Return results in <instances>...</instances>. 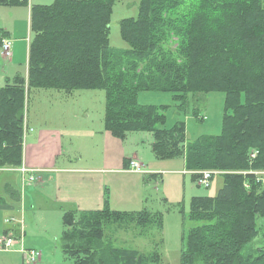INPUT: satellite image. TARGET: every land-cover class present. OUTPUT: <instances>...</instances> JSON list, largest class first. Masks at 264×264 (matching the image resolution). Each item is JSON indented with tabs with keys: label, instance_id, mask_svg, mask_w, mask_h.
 Masks as SVG:
<instances>
[{
	"label": "trees",
	"instance_id": "obj_1",
	"mask_svg": "<svg viewBox=\"0 0 264 264\" xmlns=\"http://www.w3.org/2000/svg\"><path fill=\"white\" fill-rule=\"evenodd\" d=\"M114 2L54 0L30 8L27 85L16 76L0 89V167L21 164L30 90H102L104 129L113 137L150 133L154 157L183 158L193 181L200 171L223 172L215 197L190 199L193 226L181 237L180 264H264V247L256 258L246 254L264 219V184L249 172L264 171V0H140L137 17L119 24L126 50L109 44ZM141 92L172 94L178 114L197 121L205 95L222 93L220 133L189 141L183 121L164 129L167 107L140 106ZM62 224L59 247L71 264H162L156 253L115 247L104 234L108 225L161 232L159 213L66 212Z\"/></svg>",
	"mask_w": 264,
	"mask_h": 264
},
{
	"label": "crops",
	"instance_id": "obj_2",
	"mask_svg": "<svg viewBox=\"0 0 264 264\" xmlns=\"http://www.w3.org/2000/svg\"><path fill=\"white\" fill-rule=\"evenodd\" d=\"M27 2V5L22 8L26 10H24L25 14H23L24 22L21 32L14 31L12 27L13 21L10 24H0V34L9 38L12 42L11 58L5 60L0 57L3 62V66L0 68V89L3 87L5 80L11 81L16 76L24 78L27 85L29 45L32 39L30 8L32 6H44L42 5L44 4L43 1L27 0ZM20 50L24 51L25 54L18 56V54H21ZM21 64L24 65V73L22 74L18 72ZM38 91L62 93L56 94L59 98H61L59 95L66 94L51 89H32L29 93H38ZM88 91L96 90H82L76 91V93H89ZM64 97L62 96V98ZM25 108L26 103L23 129V141L25 143H22L21 164L18 167H0V237L5 234L15 235L17 237L16 245L18 244L15 247L17 252L0 250V264H17L18 262L24 264L21 252L24 248H36L38 250L42 248L36 241L38 237L42 238L36 234L40 231L35 232L31 229L35 224L38 229H41L38 224H42L44 228L45 220L50 222L56 217L62 219L63 214L66 212H96L106 208L116 212H126V210L141 211L146 209L142 206L145 204L143 193L150 186V182H153L152 186L159 185L160 187L157 191L164 196V198L156 197L157 203L166 204L170 199L165 189L166 177L182 176V188L180 187L182 192L183 188H186V176L190 177L193 174V172L186 170L184 159L181 157L164 160L155 158L151 150L152 137L150 134L139 133L146 136H140L142 138L140 139L139 137L136 140V148H132L130 151V148L128 149L125 146V142L130 139L129 134H127L125 139L120 140L104 129V111L99 119L100 126L93 129V131L85 126L89 116L83 117V119L81 117L82 120L78 122L80 129L77 130V133L94 134L97 137V141H99L97 152L94 151L93 161L82 163V159L79 157L78 159L74 158L72 161L66 159L60 162L61 156L65 152L62 145L61 130L45 128L36 131L31 129L29 124H33V122H30L28 118L25 119ZM73 117L76 118L77 116L74 115ZM43 135L50 140L52 148H45L47 144L45 140L44 146H41L40 151L39 141ZM142 152H144L145 156L142 155ZM58 158H60L59 161ZM129 160H137L142 164L146 174L128 171L126 166ZM160 165L161 167H159ZM21 169L32 172L33 180L29 181L27 174L23 173ZM148 177L154 180L147 182L145 179ZM115 179L122 181L126 179L132 180L138 185L141 192L131 199L124 200V205L116 204L108 196L111 190L110 184ZM157 179H159V182ZM194 182L197 184V179ZM191 187V184H189L188 190L193 193ZM193 194L189 196L190 199L198 197ZM42 204H46V209L41 206Z\"/></svg>",
	"mask_w": 264,
	"mask_h": 264
},
{
	"label": "rangeland",
	"instance_id": "obj_3",
	"mask_svg": "<svg viewBox=\"0 0 264 264\" xmlns=\"http://www.w3.org/2000/svg\"><path fill=\"white\" fill-rule=\"evenodd\" d=\"M37 1H43L44 4L42 5L49 6L54 0ZM139 2L140 0H115L112 6L108 33L111 48L115 50H126L128 48V45L122 40L119 24L123 19H134L137 17ZM22 8H24V6L16 8L0 7V24H10L13 21L14 24H12V27L14 31L21 32L24 22L23 14H25L24 10H26ZM13 13L15 14L12 15ZM20 53L21 54H18V56L25 54L22 50H20ZM2 63V59L0 58V68L3 66ZM18 72L21 74L24 73L23 64H21V68ZM88 92L89 93L75 92L71 95H59L61 97L59 98L56 94L62 93L38 91V93L30 92L28 99H26L25 119L28 118L30 122H33V124H29L31 129H35L36 131L45 128L57 131L61 130L63 137L62 145L65 152L61 156V160L58 158L60 162L66 159L72 161L74 158L78 159L80 157L82 163H89L94 159V151L97 152L96 149L99 147V141H97L96 135L82 132L81 134L77 133V130L80 129L79 120H82L83 117L86 116H89L88 121L85 123L87 129L93 131V129L100 126L99 119L102 117V112L105 107L103 91L96 90ZM62 96L65 97L62 98ZM223 99L224 95L218 92L205 95L197 106L200 108L202 121L194 120L193 116L190 115H187L186 118L178 114L176 108L178 103L175 101V97L170 93L141 92L138 95L137 103L140 106L167 107L164 112L166 117L164 129H172L177 121H183L186 139L192 141L200 136L218 135L220 133L223 115ZM74 115L77 117L74 118ZM139 133L150 134L148 132L128 133L130 139L125 142V146L128 149L130 148V151L132 148H136L135 143L140 136H146ZM126 136L123 139H125ZM141 138L142 137H140V139ZM45 140L47 141L45 148H52L50 140L43 135L39 141L40 151L41 146H44ZM23 142L25 143V141ZM142 155L145 156L144 152H142ZM40 163L42 162L40 161ZM159 167H161V165ZM214 172L215 175H213V179L208 188L197 186V184L192 181L191 176H186V188H183L182 192L180 190V187L182 188V176L166 177L165 189L168 192V197L171 199H169L166 204L157 203L156 197L164 198V196L157 191L160 186H152L153 182H150V186L143 193L145 204L142 206L149 211H154L161 215V232H158L153 226L142 229L136 227L140 232L138 231V233L135 234L133 230L125 231V229L117 228L114 225H108L104 229L105 236L108 239H112V243L115 247L137 251L142 254L156 253L160 257L162 264H180L181 237L183 233L193 226V222L188 219L189 196L194 193L193 195L198 197H215L222 186L223 179L221 174H223V172L218 170ZM249 172H255L257 176L264 181V171ZM144 174H146L145 169L143 175ZM148 178L145 179L147 182L149 180H154L150 179V177ZM157 181L159 182V179H157ZM189 184L192 186L193 193L188 190ZM110 187L111 190L108 196L114 203L119 205H124V200L131 199L141 192L134 181L127 179L123 181L115 179L113 183L110 184ZM178 191L180 192L178 193ZM41 206L45 207V209L47 207L46 204H42ZM130 211L133 212L138 210H126V212ZM259 223L263 226V232L257 236L255 242L249 247V252L246 253L252 258H256L260 254V252L256 251L257 247H264V219H261ZM38 227L41 229L36 228L35 224L31 229L35 232L40 231L36 234L42 238L38 237L36 241H38L42 248H40V250L36 248H24V250H33L40 253L41 260L37 264H71L70 259L61 252L59 247V239L63 232L62 219L56 217L50 222L45 220L44 228L42 224H38ZM16 246H18V244L10 251L13 250L17 252ZM0 250L2 249L0 248ZM23 263L25 264L26 262L24 261ZM17 264L21 263L18 262Z\"/></svg>",
	"mask_w": 264,
	"mask_h": 264
},
{
	"label": "built area",
	"instance_id": "obj_4",
	"mask_svg": "<svg viewBox=\"0 0 264 264\" xmlns=\"http://www.w3.org/2000/svg\"><path fill=\"white\" fill-rule=\"evenodd\" d=\"M11 46L12 42L9 38L5 37L4 35L0 34V56L8 60L11 58ZM255 152H251V157L253 158L255 156ZM128 171L135 172V173H144L143 166L137 161V160H129L127 163ZM23 173L27 174V179L29 181L33 180L32 172L27 171L25 169H21ZM252 173V172H251ZM253 174L256 176V180L260 181L264 184V181L257 176L255 172ZM213 175H215L214 171H200L198 172V179L197 184L199 187L202 188H208L210 186L211 180L213 178ZM17 243V237L12 234H6L0 237V248L2 250H11ZM23 260L27 264H36L40 260V253L33 251V250H22Z\"/></svg>",
	"mask_w": 264,
	"mask_h": 264
}]
</instances>
